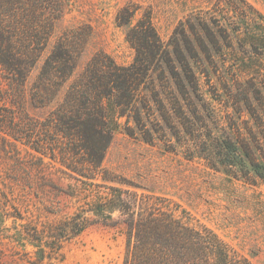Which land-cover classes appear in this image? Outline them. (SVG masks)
<instances>
[{
	"label": "rangeland",
	"instance_id": "rangeland-1",
	"mask_svg": "<svg viewBox=\"0 0 264 264\" xmlns=\"http://www.w3.org/2000/svg\"><path fill=\"white\" fill-rule=\"evenodd\" d=\"M124 7L134 10V17L121 25L117 15ZM147 13L169 46L174 69L165 66L163 80L151 73L142 92L150 110L143 111L141 126L152 131V140L133 120L129 134L123 118L103 165L124 183L92 184L0 131V264H123L126 237L119 212L112 222L100 221L69 238L57 229L107 200L109 185L172 198L190 211L194 224L209 227L234 250L264 264V181L252 184L233 176L220 154L223 139L235 134L239 80L254 82L248 93L254 107L264 110V59L249 57L251 43H263L264 0H67L27 78V90L57 37L80 25L90 26L91 35L70 81L98 51L120 65L132 64L136 51L127 33ZM217 44L221 52L214 50ZM177 99L186 118L174 110ZM52 106L28 104L27 110L42 117Z\"/></svg>",
	"mask_w": 264,
	"mask_h": 264
},
{
	"label": "trees",
	"instance_id": "trees-1",
	"mask_svg": "<svg viewBox=\"0 0 264 264\" xmlns=\"http://www.w3.org/2000/svg\"><path fill=\"white\" fill-rule=\"evenodd\" d=\"M66 8L67 0H0V131L39 153L40 158L59 162L65 172L80 180L124 183L103 165L105 153L123 118L129 134H134L131 120L140 126L143 123V111L150 110V104L142 99L143 89L151 73L163 80L165 66L174 71L171 51L147 13L127 33L136 51L132 64L120 65L107 52L98 51L70 81L91 35L90 26L80 25L57 37L27 90V78ZM133 17L134 10L124 7L117 20L123 25ZM263 43H251L249 57L264 59ZM222 47L217 44L214 50L221 52ZM204 53L211 58L205 41ZM241 61L245 63L243 58ZM190 80L195 87L193 75ZM253 83L238 81V118H232L231 127L235 134L226 135L220 154L229 173L256 184L264 181V110L259 112L252 104L248 91H253ZM176 101V114L186 118ZM28 104L53 106L44 116L36 117L28 112ZM163 108L161 101L160 110ZM162 117L167 119L164 113ZM139 128L151 141L152 131L146 125ZM108 188L107 200L92 204L87 212L57 227L61 237L76 236L100 221L112 222L119 212L126 237L123 264H255L209 227L194 224L190 211L172 198L116 185Z\"/></svg>",
	"mask_w": 264,
	"mask_h": 264
}]
</instances>
